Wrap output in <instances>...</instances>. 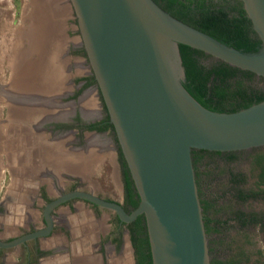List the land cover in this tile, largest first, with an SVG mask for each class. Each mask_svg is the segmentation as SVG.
Returning <instances> with one entry per match:
<instances>
[{
	"label": "water",
	"instance_id": "water-1",
	"mask_svg": "<svg viewBox=\"0 0 264 264\" xmlns=\"http://www.w3.org/2000/svg\"><path fill=\"white\" fill-rule=\"evenodd\" d=\"M261 38L243 51L174 17L154 0H69L139 202L83 189L47 202L45 226L4 240L9 247L48 234L52 209L71 197L112 209L121 221L144 213L152 264H211L191 149L238 151L264 145V99L233 111L202 105L183 86L179 43L264 77V0H242Z\"/></svg>",
	"mask_w": 264,
	"mask_h": 264
},
{
	"label": "flooded vegetation",
	"instance_id": "flooded-vegetation-1",
	"mask_svg": "<svg viewBox=\"0 0 264 264\" xmlns=\"http://www.w3.org/2000/svg\"><path fill=\"white\" fill-rule=\"evenodd\" d=\"M29 19L32 23L31 16ZM58 21L54 23L50 41L45 37L38 43L34 42L33 38L28 37L29 27L26 30L27 37L22 41L13 40L14 45L10 43L9 47L0 44V54L7 55L13 50V46L16 54L18 53L12 59L15 62L14 70L5 63H2L5 67L0 68V150L10 147L11 154L19 153L20 156H9V161L13 162L14 168H20L21 172L26 174V185L37 188L36 197L43 203V220L45 204L69 190H88L101 197L116 200L95 191L94 188L99 186L98 178L101 174L92 172L95 162L101 165L108 162L116 168V173L113 171V175H116L113 176L110 172V176L113 183L119 184L122 192V198L116 201L122 205L124 203L125 182L119 154L121 148L81 38L78 36L79 29H76L77 35L72 34L75 28L68 27L65 16L63 20ZM46 44L49 46V52ZM35 58L45 59L43 71L40 68H31L35 65ZM47 153L52 157L49 159L50 163L43 166L44 155L39 157ZM36 155L39 163H32ZM30 162L31 165H28ZM81 164L84 172H75V165H78L79 170ZM10 179L11 174L5 169V175L0 177V182L3 180L5 185ZM76 198L88 201L71 197L57 204L51 211L53 227L48 234L56 227L53 217L56 215V208ZM257 214L264 215V212ZM114 215L120 225L117 232L122 234L118 235L117 243H123L130 249L135 264L131 234L126 225V222L130 221H121L115 211ZM42 227H33L21 234ZM100 245L103 250L102 241ZM116 251H119V248Z\"/></svg>",
	"mask_w": 264,
	"mask_h": 264
},
{
	"label": "trees",
	"instance_id": "trees-1",
	"mask_svg": "<svg viewBox=\"0 0 264 264\" xmlns=\"http://www.w3.org/2000/svg\"><path fill=\"white\" fill-rule=\"evenodd\" d=\"M154 1L174 17L210 34L227 45L243 51H257L261 46V38L253 28L242 0ZM179 51L184 67V78L181 82L202 105L218 111H233L264 99L263 76L219 58H211V54L186 43H179ZM245 151L246 149L238 151L191 149L207 234L220 235L228 220H232L242 231L246 227L258 223L264 224L263 214L246 211L238 205L258 196L264 197V151L248 154L251 156V174L248 176L249 178L252 177L250 187H245L247 182L245 173L232 169L227 170V184L216 196L221 197L229 193V199L236 202L237 206L232 207L229 213L217 216L215 214V211L218 210L215 208L217 198L206 196L201 189L202 177L208 174L207 167L211 163L206 161L209 157L224 159L228 162L241 154H245ZM119 154L125 182L123 205L127 211H131L137 206L140 197L121 150H119ZM209 181L211 180L209 179ZM126 225L131 234L135 264H152L144 213H139L134 220L126 222ZM245 239L246 242L249 241L247 238ZM257 254L261 256L262 251L258 249ZM250 255L248 250L239 245L236 246L231 257L222 259L216 256L211 259V264L248 263ZM256 262L254 263L256 264ZM260 264H264V260Z\"/></svg>",
	"mask_w": 264,
	"mask_h": 264
},
{
	"label": "crops",
	"instance_id": "crops-1",
	"mask_svg": "<svg viewBox=\"0 0 264 264\" xmlns=\"http://www.w3.org/2000/svg\"><path fill=\"white\" fill-rule=\"evenodd\" d=\"M63 3L66 4L67 0H63ZM30 5L32 6V2ZM21 28H29L28 37L31 39L33 31L31 21L16 29L14 24L8 23L7 26L0 28V44L14 45L18 38L21 39L18 35ZM5 30H10L12 36H3ZM52 30L53 26L50 31ZM51 32L49 34L46 29L45 37H48L44 38L52 37L49 36L52 35ZM12 49L10 53H6L7 55L0 54V68L7 64L9 68L15 69V62L12 59L18 53L16 54L14 46ZM45 62L44 58H35V65L31 68H42ZM9 156L20 155L17 152L11 154L10 147L0 150V168H2L0 177H4L5 169H8L11 174L10 182L5 185L3 180L0 182V238L4 240L18 236L33 227L38 228L44 225L41 211L43 203L36 197L37 188L24 183L26 174L21 172L22 169L13 167L14 164L11 160L9 161ZM36 157L37 155L33 157L32 163L39 161ZM41 157L44 166L50 163L49 159L52 156L47 153L39 158ZM28 165H31V162ZM77 166L75 165L74 171L83 173V164L79 170ZM94 166L92 172L97 175L100 172L101 163L95 162ZM103 209L105 208L102 206L93 205L79 198L59 205L55 210L56 215L53 216L56 220L55 229L47 235L31 238L9 247H0V264H133L130 249L123 243L121 245L117 243L118 235H122L117 232L120 225L117 220L111 218L109 212ZM101 241L104 245L103 250L100 247ZM117 247L119 251H116Z\"/></svg>",
	"mask_w": 264,
	"mask_h": 264
},
{
	"label": "rangeland",
	"instance_id": "rangeland-1",
	"mask_svg": "<svg viewBox=\"0 0 264 264\" xmlns=\"http://www.w3.org/2000/svg\"><path fill=\"white\" fill-rule=\"evenodd\" d=\"M33 1L34 0H32V6H30L31 0H0V28L7 26L8 23L11 22L14 23L15 27H19L20 25L22 26L24 22H26L25 24H27V22L30 21L29 19L30 16L32 18V24L34 26L35 24L33 20V15L34 16L37 15V10L39 6H41V8L43 7L42 9L44 10L43 11L44 18L50 20V24L52 22L53 24L56 23V20H59L58 22H60L61 20H63V17L65 16L66 20L68 21V27L70 29L75 28L72 34L75 35L78 34L76 30L77 29L76 16L74 14L73 8L69 3V0H67L66 5L63 3V0H58V2L50 1V3L49 0L47 3L45 0L44 1L40 0L39 5L37 2L35 1L33 2ZM35 3L36 5H34ZM33 7H35V10ZM50 9L52 11L51 13H50ZM56 12H58V15H56ZM52 14H54V16ZM26 30L28 29L21 28L20 31L18 30L19 32L17 31L18 35L21 37L20 39L21 41L27 36ZM35 35H37V33L32 32V35L30 37H32L36 41ZM3 36L5 37L12 36L10 30H5ZM255 151L256 152L264 151V145L246 149L245 154H241L237 156L234 160L228 162H226L224 159H219L216 157H211V158L209 157L206 160L207 162H211V163L207 167L208 174L202 177L201 189L206 196H215L217 198L215 203V208L218 209L215 211V214L217 216H223L224 214L229 213L232 207L237 206L234 200L229 199L228 197L229 193L224 194L221 197L216 196L223 190V187L226 186L225 184H227L226 182L227 170L232 169L233 171H240L245 173L247 177V182L245 184V187H250L252 177L249 178L248 176L251 174V170H250L251 156H249L248 154L253 153ZM100 168H101L100 169L101 174L99 175L98 178L99 186L94 188L95 191H98L100 194H103L107 197L116 200L121 199L122 198L121 188L118 183H113V179L111 180V176H110V172L113 175V171H115L116 168L114 169V167L110 165V163L108 162L102 163ZM115 173L113 176L116 175ZM209 179L211 181H209ZM238 205H240L246 211H255L257 213H263L264 197L258 196L257 198L250 199L249 201L245 203H240ZM220 207L222 208L220 209ZM103 210L109 212L111 218L115 219L113 210L109 208H105ZM245 238H247L249 241L246 242ZM207 239H208L211 259L216 256L222 259L229 258L232 256V253L235 251L236 246L240 245L251 253L250 261H247L248 263L242 262L243 264H255L254 262H256L258 259L259 260L258 262H256V264H260V262L264 260V224L258 223L246 227V229L242 231V229H239L238 226L235 225L232 220H228L225 227H223V231L220 235H216L215 233L207 234ZM258 249L262 251L261 256L257 254Z\"/></svg>",
	"mask_w": 264,
	"mask_h": 264
},
{
	"label": "bare ground",
	"instance_id": "bare-ground-1",
	"mask_svg": "<svg viewBox=\"0 0 264 264\" xmlns=\"http://www.w3.org/2000/svg\"><path fill=\"white\" fill-rule=\"evenodd\" d=\"M35 2H37L38 3V5L40 4L39 3V1L40 0H34ZM33 1V2H34ZM44 1V0H43ZM47 1V0H46ZM43 3V2H42ZM45 3V2H44ZM49 3H50V1H49ZM46 4V3H45ZM34 5H36V3L34 4ZM66 5V4H65ZM43 6V5H42ZM45 6V5H44ZM48 6V5H47ZM34 8V10H35V7H33ZM32 8V9H33ZM37 8V7H36ZM43 8V7H42ZM41 8V6H39V8H38V10H37V15L36 16H34L33 15V20H34V26H33V31L32 32H35V33H37V35H35L36 36V41H35V39H33V41L34 42H39L41 39H43L44 37H45V32H46V29L47 28H50L51 29V27L52 26H54V24H53V22L50 24V20H48L47 18H44V16H43V9ZM45 8V7H44ZM47 8V7H46ZM48 10V9H47ZM39 11V12H38ZM36 12V11H35ZM52 11H51V9H50V13H51ZM32 14V13H31ZM35 14V13H34ZM66 15V14H65ZM46 17V16H45ZM48 20V21H47ZM53 24V25H52ZM56 25V24H55ZM54 28V27H53ZM50 29H47V31H48V33L49 32H51L50 31ZM42 31V32H41ZM53 32V31H52ZM55 32V31H54ZM50 34V33H49ZM46 35H48V34H46ZM49 36H53V35H49ZM46 37H48V36H46ZM32 38V37H31ZM51 38V37H50ZM48 40V39H47ZM51 39H49V41H50ZM47 42V41H46ZM52 42V41H51ZM41 44V42L38 44V45H40ZM48 44H50L49 42H48ZM37 45V46H38ZM43 46H45V45H43ZM47 47H49L47 44H46V48ZM48 49L49 48H47V52H49L48 51ZM51 51V50H50ZM20 60V59H19ZM51 63V62H50ZM48 64V63H47ZM32 66H34V65H32ZM17 67V66H16ZM48 67V66H47ZM50 67V66H49ZM41 70H42V68L41 67H39ZM29 69V68H28ZM38 69V68H37ZM36 69V70H37ZM39 71V70H38ZM43 71V70H42ZM57 72V71H56ZM39 73V72H38ZM36 74V73H35ZM44 74V73H43ZM51 74V73H50ZM54 74V73H53ZM37 75V74H36ZM45 76V75H44ZM53 77V76H52ZM48 78H49V76H48ZM56 78V77H55ZM51 82V81H50ZM59 89V88H58ZM57 116V115H56Z\"/></svg>",
	"mask_w": 264,
	"mask_h": 264
}]
</instances>
